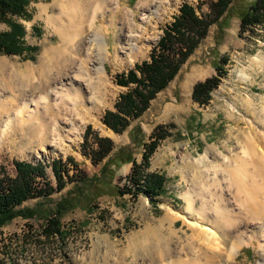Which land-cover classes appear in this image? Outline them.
I'll return each mask as SVG.
<instances>
[{"label": "rangeland", "instance_id": "rangeland-1", "mask_svg": "<svg viewBox=\"0 0 264 264\" xmlns=\"http://www.w3.org/2000/svg\"><path fill=\"white\" fill-rule=\"evenodd\" d=\"M160 1L163 3L160 4ZM214 1L152 0L144 9L140 0H121L119 7L122 14L115 16V19L112 12L105 10L103 19L102 14L99 15L98 25L105 27L106 33L101 39L106 49L112 51L118 40L121 39L122 43L126 41L128 30L123 17L126 20L128 17L132 18V11L138 14L136 19L139 22L142 16L151 17L150 32L142 42L143 50L136 55L126 56L121 52L119 60H116L106 52L108 57L104 58L90 54L87 70L84 72L85 75L90 72L92 77L93 88L89 87L92 89L88 88L86 94L93 97L88 103L90 119L82 125L81 131L74 130L64 146L49 143L46 144L45 151L34 145L27 148L18 143L19 139L16 138V132L21 133L26 129L28 122L24 117L13 124L16 132L8 133L0 139L1 176L14 178L17 173L16 161L40 162L46 166L48 180L56 188L57 180L52 166L56 160L61 163L59 170L65 179L68 176L77 178L75 176L80 171L88 176L100 173L102 165L93 164L91 158L84 154L86 135L90 136L89 148L95 145L96 135L108 137L115 146L111 157L119 150L128 148L134 153L136 161L142 163L144 148L142 144L133 142L132 131L140 127L143 140L150 142L155 128L162 125L165 130H169L170 135L159 142L150 158L149 169L160 171L167 177L166 193L159 197L158 203L152 204L144 194L134 198L131 194L119 193L118 188L122 190L124 184L129 183L126 177L130 175L133 166L132 162L123 164L117 169L111 187L99 185L100 191L105 193L93 198L92 203L88 204L90 199L87 197H94L93 192L97 193V190L81 187V205L65 213L62 218V227L66 233L64 241H48L42 233L45 219L41 215H44L43 210L48 213L62 198L68 196L69 190L73 188V184L68 183L50 198L42 199L40 215L33 218L17 217L0 227V264H204L207 259L204 256L210 255L212 251L221 254L222 260L218 264H264V247L259 248L258 241L243 244L234 251V236L231 237L232 240L224 242L223 232L211 221L210 216L207 218L203 213V205H214L216 202L218 183L228 177L222 169L226 167L224 163H229L231 155L239 151V129L252 128L264 135V26L242 32L241 21L235 13L227 20L223 32L219 23L213 24L176 77L157 94L141 117L132 120L122 133L113 131L104 121L107 111L115 110L121 94L134 87V84L129 87L119 85L118 76L127 73L136 64L150 60L154 47L167 26L180 13L181 6L190 3L199 15L206 16L210 14V5ZM57 2L58 0H30L27 7L29 17L15 18L25 28L26 43L37 49L21 55H0V81H6L15 75L18 69L25 73L30 68H36L43 52L60 44L58 33L47 22L48 16L60 15L58 12L64 6L55 7ZM9 29L7 24L0 22V31ZM84 36L83 44L89 38L86 34ZM81 48L82 55L75 56L80 61L71 65L72 71L85 58V45ZM223 57L229 60L226 65L227 74L212 92L209 103L200 105L192 97L194 85L214 76L215 65ZM100 65L105 70L104 84L99 82V73L96 71ZM15 79L20 82L19 76ZM103 85L107 87L109 95L107 105L100 109L101 98L96 97V88H103ZM8 92L0 84V105L6 102L9 107L14 106V97ZM4 118L7 119L6 115ZM259 147L263 150L264 146L261 144ZM256 156V163L264 165V156ZM206 188L211 190L205 198L203 192ZM263 188L260 190L262 193ZM188 191L192 192L194 201L191 213L188 212ZM74 192L71 198L80 193V190ZM36 203L37 199H31L25 205L35 207ZM31 227L40 237L31 238ZM194 227L210 231L213 234L212 242L203 245V240H198L196 246H190L188 242L194 235ZM205 248L209 252L203 250ZM230 250L234 252L233 255H230ZM166 251L168 254L163 256Z\"/></svg>", "mask_w": 264, "mask_h": 264}, {"label": "bare ground", "instance_id": "bare-ground-1", "mask_svg": "<svg viewBox=\"0 0 264 264\" xmlns=\"http://www.w3.org/2000/svg\"><path fill=\"white\" fill-rule=\"evenodd\" d=\"M120 1L58 0L55 7L60 6L62 8L64 6L65 8L63 7L60 12L57 11L60 13L59 16H48L47 22L58 33L60 44L46 49L36 68H30L25 73L24 70L22 72V69L21 71L15 70L17 72L15 75L6 78V81L2 79L4 82L0 81L4 91L12 93L15 102L14 106L10 107L9 103L6 102L0 105V139H3V136L8 133L16 132L13 124L16 120L24 117L27 118L28 122L25 126L26 129L21 133L16 132V138L19 139L17 140L18 143L27 148L34 145L40 147L41 151H45V146L49 143L64 146L65 141L69 140L74 130L81 131L82 125L90 119L88 103L92 101L93 97V95L90 97L86 94L89 87L93 88L92 77L90 72L87 75L84 72L87 70L90 54L104 58V56L108 57L106 52L116 60H119L121 52L126 56L136 55L143 50L142 42L148 38L150 32L151 17L142 16L139 18V22L136 19L138 14L132 11V18L128 17L126 20V17H123L128 30L126 41L122 43L121 39L118 40L112 51L105 48L101 38L106 31L104 26L98 25L99 15L102 14L103 19L105 12L110 11L113 14V19H115V16L118 17L119 14H122L119 7ZM151 1L140 0V4L145 9ZM162 3L163 1H160V4ZM85 34L89 38L86 39V44H83ZM82 45H85V52L83 53L85 58L81 60L80 66L72 71L73 66L71 65L79 60L75 56L82 55ZM96 71L99 73V82L104 84L106 82L104 67L100 65ZM69 73L72 75L68 76ZM17 75L20 82H16L18 81L15 79L18 77ZM96 89L98 94H95L96 97L101 98L99 107L101 109L107 105L109 91L104 85L103 88L98 86ZM13 112L14 116L12 115ZM5 115L7 119L4 118ZM240 121L241 119L237 122ZM238 134L239 143H241L237 146L239 151L231 155L228 164L224 163L225 168L221 167L223 173L228 177L218 183V191L215 192L217 200L214 205H203L204 216L207 218L210 216L211 221L213 220L214 224L223 232V241L225 242L234 236L232 246L234 251L243 244L255 241H258L259 248L264 247V191L263 193L260 191L264 187V165L256 163L257 154L259 157L260 154L264 156V152H261L264 151V147L263 150H260L259 147L261 144L264 146V135L255 132L252 128L249 130L239 129ZM258 144L260 145L258 146ZM210 190L209 188L204 190L205 198L209 196ZM186 196L189 200L188 212L191 213L194 209L192 192L188 191ZM193 234V237L189 238L188 244L190 246H194L198 240H203V245L212 242L213 234L210 231L199 230L194 227ZM225 250L227 249L225 248ZM231 253L234 254L232 250H230V255ZM167 254L166 251L163 256ZM197 256L199 257V255ZM220 256V253L212 251L210 255L204 256L207 257L204 264H218L222 260Z\"/></svg>", "mask_w": 264, "mask_h": 264}, {"label": "trees", "instance_id": "trees-1", "mask_svg": "<svg viewBox=\"0 0 264 264\" xmlns=\"http://www.w3.org/2000/svg\"><path fill=\"white\" fill-rule=\"evenodd\" d=\"M30 0H0V22L9 26V30L0 31V55H21L26 52L36 51V47L28 45L24 39L25 28L15 18L29 17L27 7ZM209 15H199L196 8L190 3H184L180 13L171 25L167 26L164 35L154 47L150 60H145L135 65L127 73H122L117 78V83L124 87L134 84L128 92L121 94L115 105V110L105 114L104 121L108 127L117 133L124 132L132 120L141 117L149 108L151 101L158 93L163 91L176 77L181 67L194 53L201 41L207 36L209 28L219 23L222 32L227 20L235 13L241 21L242 32L251 31L258 26H264V0H215L210 5ZM226 57L221 58L215 65L216 74L199 81L193 88V99L200 105H206L212 98V92L218 88L222 78L227 74ZM132 140L137 145L142 144L144 151L142 163H138L132 150L123 148L115 153L114 142L111 138L95 136V145L88 147L89 135L85 136L83 145L84 154L89 156L93 164H101L99 174L88 176L80 171L73 178H64L59 168L60 161H54L53 171L57 180L55 188L48 180L46 166L42 163L16 161V176L14 178L0 175V227L17 217L33 218L40 215L39 209L42 199L46 200L56 191L63 190L68 183L73 184L68 196L62 198L52 210H43L41 218L45 219L42 233L48 241L63 242L66 233L62 227V218L75 207L81 205L80 195L84 189H96L93 195L88 196V204L93 198L102 196L99 185L111 187L116 171L123 164L133 163L130 175L126 178L129 183L119 189L121 194H131L137 198L140 194L149 197L152 204L158 203L159 197L166 193L167 177L160 171H149L150 158L156 151L160 141L170 135L162 125H158L151 135V141L143 140L140 127L134 128L131 133ZM114 166V168H112ZM80 190L73 198L74 191ZM109 190V188H108ZM109 192V191H107ZM37 199L35 207H28V200ZM43 200V201H44ZM87 204V205H88ZM31 238L40 237L31 227ZM42 241V240H41ZM41 243V242H40ZM45 242H43L44 244ZM42 244V243H41Z\"/></svg>", "mask_w": 264, "mask_h": 264}]
</instances>
